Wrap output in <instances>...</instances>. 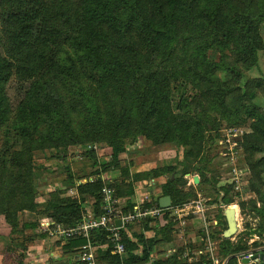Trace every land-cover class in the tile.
Masks as SVG:
<instances>
[{
  "label": "trees",
  "instance_id": "trees-1",
  "mask_svg": "<svg viewBox=\"0 0 264 264\" xmlns=\"http://www.w3.org/2000/svg\"><path fill=\"white\" fill-rule=\"evenodd\" d=\"M0 5L11 25L6 32V55L1 50L0 35V128L10 111L6 89L13 62H22V67L28 68L46 61L45 47L53 49L56 38L64 40L63 43L72 46L78 57L72 62H80L82 71L78 75L75 64L60 63L58 71L35 78L25 93L24 116L18 134L28 146L54 149L94 145L105 140L111 160L103 162L94 149H87L84 153L93 161L94 169L77 176L67 166L68 184L76 177L120 169V178L111 183L98 177L94 182L81 184L78 187L81 198H74L62 189L52 190L44 213L66 227L75 226L83 219L84 195H90L95 199L94 214L100 215L104 211L101 208L102 189L106 184L114 188L117 197L127 198L130 205L124 208L126 212L134 206L131 200L135 192L134 182L160 177H166L161 184V195L152 196L149 206L159 207L163 196H170L175 205L194 195L193 189L182 188L186 182L182 177L191 172L192 162L203 149V123L208 125L209 122L190 116L189 102L193 97H213L221 90L220 102L225 114H232L234 124L243 123L241 109L227 102L231 88L214 74L215 70L229 68L228 64L211 61L207 53L211 49L224 52L239 43L243 53L253 58L256 64L258 49L262 47L258 27L263 20L264 0H1ZM61 24L66 26L63 28ZM37 26L39 34L36 33ZM172 57L177 63L171 70H166L165 62L172 61ZM57 62L68 60L58 58ZM190 78L198 81L200 91L188 89ZM174 79L179 83L177 90L171 93ZM254 84L256 87L264 85V77L257 78ZM100 90L116 94L120 101H129L132 111L137 113L135 118L125 120L124 111L114 122L108 123L96 101ZM173 107L185 109V115L174 113ZM245 114L256 115L253 108ZM126 124L131 129L127 128L122 134L121 129ZM251 127L252 131L245 135L244 150L254 177L259 178L264 186V157L254 158L255 153L264 151V114L254 120ZM130 135L135 142L140 136L157 143L177 139L187 145L184 161L177 159L176 163L131 173L128 165H121L120 158L127 150L126 139ZM8 149L0 152V223L8 226L13 239L20 234L28 240L31 238L24 236V230L35 229L39 223H22L19 213L38 209L37 166L30 149L26 165L21 164L17 151L12 155L10 165L22 172L7 171L9 167L5 158ZM200 173L202 176L197 187L207 180L205 174ZM250 187L261 195L260 188L254 183ZM223 189L224 202H234L230 195L232 186ZM250 201L252 210L264 215V206H258L255 200ZM239 204L241 208L245 207V201ZM165 211L169 210H164L161 218ZM156 223V234L149 239L143 232L133 233L135 239H132L122 230L126 252L119 255L112 254L110 249H99L97 263L146 264L152 261V264H183L177 255L151 260L159 244L172 239L171 222ZM224 225L227 228L226 219ZM149 227L145 222L144 230ZM108 235L107 230L96 229L91 232V240L106 244L109 243ZM66 241V251H77L87 243L84 236ZM247 241L243 236L237 242L224 237L222 252L231 256L229 264H238L237 255L250 247ZM254 246L257 249L261 245L254 242ZM22 249L27 250V246L22 244ZM138 249L140 254L135 252ZM24 256L21 254L19 264H23Z\"/></svg>",
  "mask_w": 264,
  "mask_h": 264
},
{
  "label": "rangeland",
  "instance_id": "rangeland-1",
  "mask_svg": "<svg viewBox=\"0 0 264 264\" xmlns=\"http://www.w3.org/2000/svg\"><path fill=\"white\" fill-rule=\"evenodd\" d=\"M4 14L5 10L0 5L1 50L3 54L6 55V47L4 44L8 39L6 32L11 29V25L6 21ZM37 25H39V23H37ZM65 26L66 25L61 24V27L64 28ZM258 28L262 47L258 49L256 64L253 63L255 62L253 58H250L247 54L243 53L240 49L239 43L231 45L230 48L224 52H222V50L211 49L207 53L208 58L211 61L228 64L229 68L215 70L214 74L225 86L231 88L232 92L226 97L227 102L234 108L241 109V117L244 121L243 123L234 124L235 118L232 117V114H225L220 102L221 90H219V93L213 97L205 95L201 98H191L189 102L192 109L190 116L200 118L201 121L206 120L209 124L205 125V123H203L204 139L202 151L192 162V165L190 166L191 172L182 177L183 180L186 181L182 185V188L189 191H191L190 189H193L194 195L183 203L175 204V206H178L186 203H193L195 200H202V202L206 204V207L209 208L207 211L209 220L218 217L221 221L219 237L224 239V237H226L225 232L229 231V224L227 228H225L224 217L227 218L225 215L227 206L224 205L226 203L222 198V195H224L223 187L232 186L233 189L230 192V195L233 196V200H235L234 202L240 207L239 202L245 201V207H240L242 217L240 219L241 227L239 230H241V232L239 237L243 236V238L248 240L249 248H256L254 242H259L261 246H264V215L255 213V211L252 210V204L250 203V200H255L258 206H264V186L261 184L259 178L254 177L244 150L245 135L252 131V122L264 114V85L256 87L254 84V81L257 78L264 77V15ZM36 29V33L39 34V27L37 26ZM63 42L64 40L59 41V39L56 38V44H53V49L45 47L46 61L37 62V64L28 68H26V66L22 67V62H13V72L7 82L6 92L10 104V111L7 120L0 128V152H2L1 149L9 148L8 151H6L7 157L5 158L9 167L7 171L15 170L11 172L19 174L22 170L19 171L12 168L10 165V159L14 152L18 151L19 160L22 162L21 164L26 165L27 152H29L28 150L30 149L32 158L37 166V170H35L38 186L36 194L37 201L41 200V197L45 195V190L47 188H51L58 182H65L67 180V166L70 167L72 173H78L80 171L81 167H79L80 165L77 164V161H79L81 166L84 167L82 170L83 174L94 169L90 164V167L87 166V161L90 159L86 156V153H84L85 151L79 149V145H70L67 149L62 147L55 149L51 147H34V145L30 144L28 146L18 134V127L21 125L24 116V109H22V106L24 105L25 93L31 87L35 78L41 77L43 74L52 71H58L60 63L67 66H73L75 64L74 68L79 69L77 71L78 75L80 71H82V65L80 62H72V60L78 59L72 46L69 47L67 45L68 43ZM58 58H64L68 60V62H57ZM176 61L177 60L172 57V61L165 62V69L171 70V68L176 65ZM205 74H207L206 71ZM82 78L86 79V77ZM178 83L179 82L175 79L172 81L170 86L171 93L177 90ZM197 83V80H192L191 78L188 79V89L193 92L196 89L200 91L202 88L198 86ZM96 101L108 123H111V121L114 122V120L124 111L126 112L125 120H133L137 115L135 110L132 111V106L129 104V101H120L118 96L111 92L100 90ZM27 105L28 104H26V106ZM251 108L254 109L255 116L245 114ZM173 112L185 115V109L182 108L173 107ZM238 120H241V118ZM240 122H242V120ZM127 128L131 129L130 125L128 126L126 124L121 129V133H126ZM131 137L132 136L130 135L126 139V152L120 155L121 165H128L131 173L147 171L154 166L164 165L171 162L176 163L177 159L184 161L187 145L177 139H170L166 142L157 143L153 139H148L145 136H140L137 142ZM88 145L89 144H85L83 147L88 148ZM94 145L97 146L94 151L98 158L103 162L106 161L107 158L110 157L106 151L109 148L107 142L102 139L101 141L94 143ZM254 156L255 159H260L264 157V151L257 152ZM180 167L182 168V165ZM73 168L78 169L75 171ZM200 172L205 174L207 180L204 181L203 185L197 187L198 183L195 182L194 178L195 176H198V178L201 179L202 175ZM104 173L107 174L106 177L109 178L107 180L109 181L108 183H111L110 180L114 181L120 178V169ZM113 174H117L118 177H114ZM159 181L162 184L166 181V177H161ZM253 183L256 187L260 188L261 195L258 196L256 194L254 198L246 201L242 189L244 187L251 188L250 186ZM155 189V194H157L155 196H160L159 185H157ZM220 198L222 199V202H220ZM16 200L19 201L20 198ZM126 200L127 198H125V203L122 202L121 204V208L123 209L127 205H130ZM131 200L133 203L136 202L137 198H135V194L131 196ZM171 206H173V203ZM262 209L264 210V207H262ZM132 210L133 209L126 212H132ZM185 213L187 214V212ZM19 214L22 219H24V217L26 219V216L23 215L22 212ZM194 215L196 214L190 212L186 215L187 217L185 216L184 218L191 219ZM161 217L162 215L156 219L153 217L138 219L134 221V223L128 225V232L130 235L133 233H139L143 230L145 222H147L149 226L151 221H155L154 223L156 225V222H160L162 225L172 218L169 211H165L164 217ZM154 223L153 227H149L146 234H156V225ZM184 224L185 221L183 224H179L175 235L179 232L181 233ZM235 235L236 234L234 233L226 238L233 239ZM250 239H254L255 241H250ZM22 244L26 246L25 237H21V235L18 234L17 237L13 239L10 236L8 226L5 225V223H0V259L2 260V258H4L3 264H19V258L21 257V254H24ZM163 247L164 245L160 244V248ZM65 263V259H61L60 264Z\"/></svg>",
  "mask_w": 264,
  "mask_h": 264
},
{
  "label": "crops",
  "instance_id": "crops-1",
  "mask_svg": "<svg viewBox=\"0 0 264 264\" xmlns=\"http://www.w3.org/2000/svg\"><path fill=\"white\" fill-rule=\"evenodd\" d=\"M110 160H111V157H108L106 161H110ZM87 163H88L87 166L90 167L91 165L92 167V163H93L92 160L87 161ZM77 164H79L80 165L79 167H81L80 171L78 173L73 172V174L74 175L77 174V176L78 174L82 175L83 174L82 170L84 169V167L81 166V163L79 161H77ZM73 169L76 171L78 168H73ZM106 175L107 174L105 173H101V174H92L88 176L76 177L74 178V181L70 184H68L67 181L58 182L55 186L51 188H47L45 190V195L42 196L41 200L38 201L39 206H38L37 211L25 210L22 212V214L26 216V219L25 217L24 219H22V217L20 216L22 223L23 222L24 223H36V222L39 223L38 227L35 229L26 228L24 230L25 236L31 239L26 240L27 250L24 251V254H26V256H24L23 258V264H60L61 259H65L66 261L65 264H73L75 262H78V264H98L97 256H98L99 249H102V250L109 249V243H106V244L105 243L103 244L101 242L94 243L91 240V235L89 238L85 237L87 239L86 244L90 243L91 245L90 251L94 254V262H89L87 260L82 259L81 257L83 246L86 244H84L81 249L80 248L76 249L77 251L75 250L66 251L64 249V246L65 244H67V241L60 239L56 235L50 234V232L46 231L45 227L41 225V222L52 220V221H55L56 223L64 225L63 223L57 222L54 218L48 216L46 213L43 212L48 200H50L51 198L52 190L62 189V190H65L68 195L71 194L70 196L74 198L75 197L81 198V195L78 190V187L81 184L88 182V178L91 176H94L95 178L101 177L103 180L106 181V183H108L109 181L107 180L109 178H107ZM113 176L118 177L117 174H113ZM160 179L161 177L153 178V179H145V180L134 182V190H135L134 194H135V198H137L136 202L134 203V206L136 205L138 200L144 199L146 195H149V194L152 196L157 195L155 194L156 192L155 188L157 187V185H159V192L161 193V182L159 181ZM151 180H154L156 184L153 186H149L147 182L150 183ZM199 182H200V179H199ZM242 193L245 195L244 199L246 201L256 196V193L250 190L249 187H244L242 189ZM84 196H85L84 197L85 200L83 201V208L85 211H84L82 221L92 215H95L94 214L95 199L90 195H84ZM119 198L121 199V202L125 203V198L123 197H119ZM222 198H223V195H222ZM220 202H222L221 198H220ZM224 205L227 206L226 210L228 208H233L234 206L235 207L237 206L238 208V214H236V211H235L237 230L234 233L236 235L233 237V239L231 238L232 242H237L239 239V234L241 232V230H239L241 227L240 219L242 217L240 213V207L236 202H232L230 204L226 203ZM174 206L175 205H173V207ZM208 209L209 208H206V212H205L206 215H207ZM172 211H174V209L171 208V212L169 210L170 216H171ZM186 215L187 214H184V216H181L180 218L171 216L172 218L169 221L172 224V239L168 242H162L161 244L164 245L163 248H160V244H159L157 250L155 251L156 253L153 255L151 260H153L155 257L169 258L173 255H177V257L181 259V262L183 264H195L201 261L204 264H229L231 256L225 255L222 252V240L223 239L219 237V234H220L219 229L221 228L220 226L221 221L219 220V218L214 217L209 220L208 215H207V218L205 217L206 219L205 221L204 218L199 214L194 215L191 219H185L184 217ZM184 221H185V224L183 226V229L181 230V233L179 232L177 233V235H175V232H177L176 230L179 224L181 223L183 224ZM216 221L218 222L217 224H215ZM154 222L155 221L150 222V227H153ZM228 224L229 223L227 220V225ZM122 230H124L130 238L135 239V237H133V234L130 235V233L128 232V225L124 226ZM147 231L148 230H144L143 228V230L140 232H143L145 235V238L147 239L155 236V235L146 234ZM207 232L210 233V236H211L210 239L212 240V242H214V246H215V250L212 253L208 250V248L205 245V243H207V238H206ZM250 241H255V240L250 239ZM263 247L264 246H259L257 249L249 248V249L241 251L237 255L238 264H243V259L241 258V254L243 252L248 251V250L258 251L260 249H263ZM135 252L140 254L141 250L138 249ZM3 259L4 258H2V260L0 259V264H3ZM146 264H152V261H149Z\"/></svg>",
  "mask_w": 264,
  "mask_h": 264
},
{
  "label": "built area",
  "instance_id": "built-area-1",
  "mask_svg": "<svg viewBox=\"0 0 264 264\" xmlns=\"http://www.w3.org/2000/svg\"><path fill=\"white\" fill-rule=\"evenodd\" d=\"M96 145H88V148H84L80 146L79 149L82 151H86L87 149H95ZM96 178L91 176L88 178V182H94ZM244 183V182H243ZM149 186H153L156 184L154 180H151L150 183L147 182ZM103 200L101 208L104 210L100 215H92L80 223L76 224L72 227H66L62 224L56 223L52 220H47L45 222H41V225L45 227L46 231L50 232L52 235L58 236L62 240H68L70 238L76 236H84L89 238L91 232L96 229H105L109 232V249L112 254L123 255L126 252V245L123 241L122 236V228L128 224L134 223V221L138 219H144L146 217H153L154 219L159 218L163 211L166 209L161 208L160 206H149L148 202L151 201V195H146L144 199H140L137 201L136 205L133 207L132 212H125L123 208H121V199L115 195L114 188L104 185L102 189ZM171 208L174 209L172 211L171 216L173 217H181L186 214L195 213L201 215L206 221V204L202 202V200H195L193 203H186L178 206H171L167 208L171 212ZM121 220V224H117V220ZM218 222L216 221L215 224ZM207 243H205L208 250L212 253L215 250L214 242L210 239V233L207 232ZM206 242V241H205ZM90 243L83 246L81 257L84 260L89 262H94V254L90 251ZM258 251H264L260 249ZM257 250H248L241 254V258H252V255ZM218 263V261H217ZM243 264H259L253 259H250L249 263Z\"/></svg>",
  "mask_w": 264,
  "mask_h": 264
},
{
  "label": "water",
  "instance_id": "water-1",
  "mask_svg": "<svg viewBox=\"0 0 264 264\" xmlns=\"http://www.w3.org/2000/svg\"><path fill=\"white\" fill-rule=\"evenodd\" d=\"M194 180H195L196 183H198L199 182L198 176H195ZM171 205H172V199H171L170 196H163L160 199V207L161 208L167 209V208L171 207ZM226 217H227V220H228V223H229V231L225 232V236L227 237V236L233 234L234 232H236V230H237L236 215H235L234 208H228L226 210ZM117 224L118 225L121 224V220L120 219L117 220ZM250 259L255 260L259 264H264V251L255 252L252 255V258H245V259H243V262L244 263H249Z\"/></svg>",
  "mask_w": 264,
  "mask_h": 264
},
{
  "label": "bare ground",
  "instance_id": "bare-ground-1",
  "mask_svg": "<svg viewBox=\"0 0 264 264\" xmlns=\"http://www.w3.org/2000/svg\"><path fill=\"white\" fill-rule=\"evenodd\" d=\"M234 209H235V211H236V214H238V209H237V207H234Z\"/></svg>",
  "mask_w": 264,
  "mask_h": 264
}]
</instances>
